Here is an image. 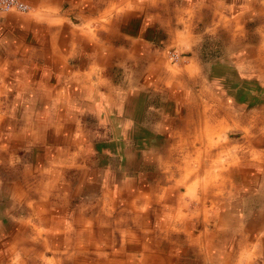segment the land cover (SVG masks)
Here are the masks:
<instances>
[{
	"label": "crops",
	"instance_id": "0c3cea01",
	"mask_svg": "<svg viewBox=\"0 0 264 264\" xmlns=\"http://www.w3.org/2000/svg\"><path fill=\"white\" fill-rule=\"evenodd\" d=\"M23 1L0 14V264H264V0Z\"/></svg>",
	"mask_w": 264,
	"mask_h": 264
},
{
	"label": "rangeland",
	"instance_id": "374dc122",
	"mask_svg": "<svg viewBox=\"0 0 264 264\" xmlns=\"http://www.w3.org/2000/svg\"><path fill=\"white\" fill-rule=\"evenodd\" d=\"M211 40L212 39H210V37H207L206 38V40H204L202 43H204V42H208V45H207V48L208 47H210V46H212L211 45ZM213 40H215V39H213ZM172 51H176L178 54H179V60H178V62L177 61H174V60H172L171 59V53H172ZM167 56H168V59L170 60V62L172 63V64H178V63H180L181 62V60H182V57H183V54L181 53V52H179V51H177L176 49H171L168 53H167ZM253 111H255L256 112V121H257V123H255V121L253 120V123H255V124H259L260 125V123H262V122H264V110H260V112L259 111H256V110H253ZM232 117V118H231ZM233 118L234 119H236L237 118V120L238 119H240L239 117H235V116H229V118H228V132H227V139L229 140V149H227V151H229V152H231V153H235V149H233L232 148V146L233 145H235V142L237 143V142H239L240 143V141H243V140H246V138H245V136L244 135H246V132L245 131H237V129H236V125L235 124H233V122L231 121V120H233ZM249 123V122H248ZM264 124V123H263ZM250 134V133H249ZM248 134V135H249ZM242 144H244V142L242 143ZM239 151H241V150H239ZM228 152V153H229Z\"/></svg>",
	"mask_w": 264,
	"mask_h": 264
},
{
	"label": "built area",
	"instance_id": "2783aa9c",
	"mask_svg": "<svg viewBox=\"0 0 264 264\" xmlns=\"http://www.w3.org/2000/svg\"><path fill=\"white\" fill-rule=\"evenodd\" d=\"M30 9V6L23 0H0V14L9 11L26 12ZM171 59L177 61L180 59L179 54L176 51H172Z\"/></svg>",
	"mask_w": 264,
	"mask_h": 264
},
{
	"label": "bare ground",
	"instance_id": "6f19581e",
	"mask_svg": "<svg viewBox=\"0 0 264 264\" xmlns=\"http://www.w3.org/2000/svg\"><path fill=\"white\" fill-rule=\"evenodd\" d=\"M262 48H264V47H262ZM262 52H263V51H262ZM258 57H260V56H258ZM263 58H264V56H263ZM259 65H260V64H259ZM259 65H258V66H259ZM262 65H263V64H262ZM260 66H261V65H260ZM258 68H259V67H258ZM258 68H257V69H258ZM261 68H262V67H261ZM261 70H262V69H261ZM263 72H264V71H263ZM261 102H262V101H261ZM189 143H190V142H189ZM190 145H191V144H190ZM199 151H200V150H199ZM199 151H198V153H200ZM209 151H210V150H209ZM169 152H170V151H169ZM208 153H209V152H208ZM166 157H167V156H166ZM167 158H168V157H167ZM236 158H237V157H236ZM180 163H181V162H180ZM185 163H186V162H184V164H185ZM186 164H187V163H186ZM174 165H175V164H174ZM183 166H184V165H183ZM167 168H169V167H167ZM187 170H188V168H187ZM185 171H186V170H185ZM204 171H205V170H204ZM172 174H174V173H172ZM210 174H211V173H210ZM190 175H191V174H190ZM169 176H171V175H169ZM169 176H168V177H169ZM197 177H198V176H197ZM160 178H161V177H160ZM182 178H183V177H182ZM211 178H212V177H211ZM213 179H214V178H213ZM208 180H209V179H208ZM163 181H164V180H163ZM133 182H134V181H133ZM131 183H132V182H131ZM213 183H215V182H213ZM208 184H210V183H208ZM205 185H207V184H205ZM206 187H207V186H206ZM211 188H212V187H211ZM203 200H204V199H202V201H203ZM170 201H171V200H170ZM187 203H188V202H187ZM196 204H197V203H196ZM184 206H185V205H184ZM176 208H177V207H176ZM177 209H178V208H177ZM198 210H200V208H199ZM204 210H206V209H204ZM181 211H182V210H181ZM201 211H202V210H201ZM175 212H176V211H175ZM198 213H199V212H198ZM253 214H254V213H253ZM135 215H136V214H135ZM138 215H139V214H138ZM138 215H136V216H138ZM181 216H182V215H181ZM251 223H252V222H251ZM252 224H253V223H252ZM262 224H263V223H262ZM194 227H195V226H194ZM247 229H248V228H247ZM249 231H250V230H249ZM188 235H189V234H188ZM188 235H187V236H188ZM183 239H185V236H184ZM187 240H188V239H187ZM262 240H263V239H262Z\"/></svg>",
	"mask_w": 264,
	"mask_h": 264
}]
</instances>
